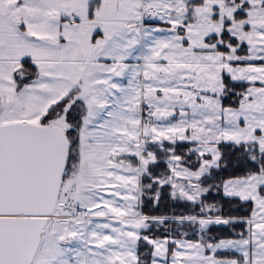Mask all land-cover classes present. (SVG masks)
I'll return each mask as SVG.
<instances>
[{
  "label": "snow or ice",
  "instance_id": "6c2138e0",
  "mask_svg": "<svg viewBox=\"0 0 264 264\" xmlns=\"http://www.w3.org/2000/svg\"><path fill=\"white\" fill-rule=\"evenodd\" d=\"M0 264H264V0H0Z\"/></svg>",
  "mask_w": 264,
  "mask_h": 264
}]
</instances>
